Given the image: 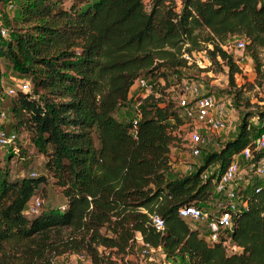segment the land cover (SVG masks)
Here are the masks:
<instances>
[{
    "label": "trees",
    "instance_id": "obj_1",
    "mask_svg": "<svg viewBox=\"0 0 264 264\" xmlns=\"http://www.w3.org/2000/svg\"><path fill=\"white\" fill-rule=\"evenodd\" d=\"M149 1L146 8L145 0H79L69 7L62 0H17L9 35H0V58L31 76L32 91L17 89L10 108L14 125L32 132L46 156L65 207L27 216L24 206L45 175L9 179L0 165V264H57V257L80 251L100 264V246L123 259L135 253L137 232L141 250L160 247L172 261L264 264V188L248 191L247 205L234 215L233 252L177 212L210 198L216 170L205 178L202 172L214 161L222 170L263 131L264 110L258 123L245 111L233 137L180 174L170 152L184 119L167 91L168 76L180 82L189 64L183 52L201 49L222 59L235 85L241 67L225 48L234 36L245 39L262 84L264 0ZM145 77L150 91L137 97L131 116L119 117L132 84ZM39 90L38 100L32 94ZM154 212L164 218L161 232L151 222Z\"/></svg>",
    "mask_w": 264,
    "mask_h": 264
},
{
    "label": "rangeland",
    "instance_id": "obj_2",
    "mask_svg": "<svg viewBox=\"0 0 264 264\" xmlns=\"http://www.w3.org/2000/svg\"><path fill=\"white\" fill-rule=\"evenodd\" d=\"M73 1L79 0H62V6H70ZM92 1V0H88ZM81 3V2H80ZM17 0H2L0 1V35L7 38L9 33L8 30L5 34L1 32V28L7 29V23L9 19L16 14ZM235 36L227 41L225 48L235 58L237 63L241 67V71L235 74V85H232L229 81L228 67L220 58L211 59V63L207 67H200L195 64H188L181 68V78L191 80L200 85L202 91H211L217 98L223 99L228 103L232 113L233 123L232 127L238 126L245 111H250L252 114L251 120L255 123L259 122L258 111L264 110V82L257 84L255 80V73L251 60L249 58L248 51L244 49H237L234 45ZM245 40V39H244ZM210 57V55H209ZM167 91L173 95L177 101V95L179 94L180 78H177L175 74L168 76ZM179 79V80H178ZM148 87H143L139 84H134L130 88V97L127 103L120 107L118 115L121 118H128L134 113L135 106L137 104V97L145 95L150 88V81L145 77ZM28 81L31 84L30 90L32 91V78L30 75H23L19 73L13 67L11 61L6 57L0 58V126L5 129L14 130L17 134L16 140L11 144H0V165L8 167L9 179H15L22 176H35L45 175V181L41 183L35 190V193L39 194L42 198V204L40 210L49 209L51 207H58L63 203V193L58 184L54 182V179L50 172L47 170L45 162L46 156L38 148L35 141L32 139V132H26L22 127H16L14 125L15 118L11 112L10 103L15 95L9 92V88L18 89L20 82ZM253 83V84H251ZM237 89H241L239 97H235ZM40 90L38 93H33L32 97L40 99ZM5 113L2 117L1 113ZM179 112L182 115V111L179 108ZM183 117V115H182ZM184 119V118H183ZM176 136L171 147L170 160L172 169L180 174L187 172L197 167L204 162V157L207 152L218 151L224 144L225 140L229 137L230 132L228 130L217 134L218 142L220 143L219 148L207 147L204 148L198 157H193L190 154L188 147V133L186 126L182 123L175 132ZM49 148V145L47 146ZM191 166L188 168V166ZM219 161H214L208 164L204 170L207 174L212 170H217ZM203 171V172H204ZM34 193V194H35ZM212 192L209 199L199 202V205L207 213L214 211L215 200ZM29 203L24 206V213L27 216H32L29 212ZM39 210V212H40ZM191 226L197 227L203 234L206 231V221L199 220H188ZM136 251L131 254L128 264H168L169 261L165 260L162 256H157L156 260L148 258L149 252H143L140 248V243L136 242ZM104 255L100 264H114L116 260L121 259L119 255L112 254L107 256L108 249H102L99 247ZM151 253V252H150ZM76 253H69L60 257H57V264H71L73 262L80 261ZM171 264H184V258L179 256L173 261L170 260ZM86 264H91V260L85 261ZM170 264V263H169Z\"/></svg>",
    "mask_w": 264,
    "mask_h": 264
},
{
    "label": "built area",
    "instance_id": "obj_3",
    "mask_svg": "<svg viewBox=\"0 0 264 264\" xmlns=\"http://www.w3.org/2000/svg\"><path fill=\"white\" fill-rule=\"evenodd\" d=\"M178 4L181 0H175ZM145 7H150V1L145 0ZM6 28H1L5 34ZM234 45L237 49L245 48L243 37H236ZM182 56L190 64L200 67H207L211 61L205 49L183 52ZM139 84L148 87L144 78L137 79L132 85ZM31 84L28 81L20 82L18 89L29 91ZM9 92L14 93L15 88L10 87ZM150 91L148 89L147 93ZM177 106L181 109L184 118V125L188 133V147L193 157H198L202 150L207 147L219 148L217 134L228 130L230 136L237 133L238 126L232 127L233 117L228 103L217 98L211 91H202L200 85L191 80L180 81L179 94L177 95ZM2 117L5 113H1ZM137 115L134 120H136ZM17 138L14 130H8L0 126V144H11ZM258 155V156H257ZM191 166L189 165L188 168ZM202 177L207 173L202 172ZM264 188V130L258 133L249 143L232 155L229 163L222 169L216 170L212 177V192L214 194L215 209L207 213L198 204L189 203L178 207V214L189 220H205L206 231L204 236L210 242L220 241L229 250L231 244V232L234 226V215L237 211L247 205L246 194L248 191L258 192ZM29 202V201H28ZM42 198L35 193L30 198L29 212L32 215L39 213ZM64 208L65 204L59 205ZM151 222L157 231H163L165 226L164 218L159 213L150 214ZM136 238V236H135ZM143 243V242H142ZM156 248L146 247L143 252L154 251ZM80 261L71 264H86L90 259L84 252L75 254ZM131 254L123 259L116 260L114 264H126ZM169 264V263H168Z\"/></svg>",
    "mask_w": 264,
    "mask_h": 264
},
{
    "label": "crops",
    "instance_id": "obj_4",
    "mask_svg": "<svg viewBox=\"0 0 264 264\" xmlns=\"http://www.w3.org/2000/svg\"><path fill=\"white\" fill-rule=\"evenodd\" d=\"M249 58H250V56H249ZM250 60H251V58H250ZM251 64H252V60H251ZM135 240H136V242L142 244L143 241H142L141 234L139 232L136 233V239ZM157 256H159V257L162 256L165 260L170 262V259H168V258L166 259L165 254L163 253V251L161 250L160 247H157L154 251H152L150 254H148V258L151 260H156Z\"/></svg>",
    "mask_w": 264,
    "mask_h": 264
},
{
    "label": "water",
    "instance_id": "obj_5",
    "mask_svg": "<svg viewBox=\"0 0 264 264\" xmlns=\"http://www.w3.org/2000/svg\"><path fill=\"white\" fill-rule=\"evenodd\" d=\"M237 249V246L234 244L230 249H229V251H235Z\"/></svg>",
    "mask_w": 264,
    "mask_h": 264
}]
</instances>
